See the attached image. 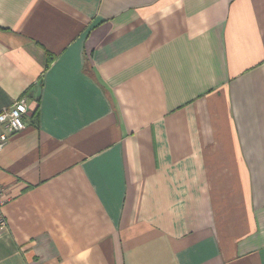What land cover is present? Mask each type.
Wrapping results in <instances>:
<instances>
[{
  "label": "crops",
  "instance_id": "obj_1",
  "mask_svg": "<svg viewBox=\"0 0 264 264\" xmlns=\"http://www.w3.org/2000/svg\"><path fill=\"white\" fill-rule=\"evenodd\" d=\"M22 96L0 264H264V0H0Z\"/></svg>",
  "mask_w": 264,
  "mask_h": 264
},
{
  "label": "built area",
  "instance_id": "obj_2",
  "mask_svg": "<svg viewBox=\"0 0 264 264\" xmlns=\"http://www.w3.org/2000/svg\"><path fill=\"white\" fill-rule=\"evenodd\" d=\"M29 112V103L26 96L19 98L10 108H5L0 112V148L3 147L13 136L24 131L26 124L24 117ZM11 201L4 189L0 187V227L8 225L7 217L4 213L5 206Z\"/></svg>",
  "mask_w": 264,
  "mask_h": 264
}]
</instances>
